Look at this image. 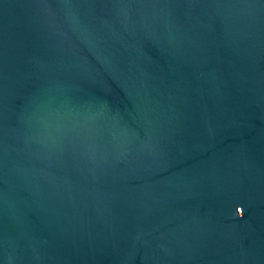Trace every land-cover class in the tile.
Instances as JSON below:
<instances>
[{
    "label": "water",
    "instance_id": "obj_1",
    "mask_svg": "<svg viewBox=\"0 0 264 264\" xmlns=\"http://www.w3.org/2000/svg\"><path fill=\"white\" fill-rule=\"evenodd\" d=\"M0 264H264V0H0Z\"/></svg>",
    "mask_w": 264,
    "mask_h": 264
}]
</instances>
